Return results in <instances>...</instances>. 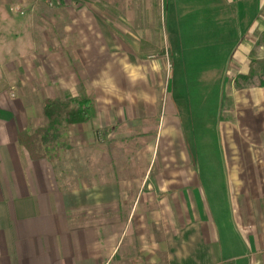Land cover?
<instances>
[{"label":"crops","instance_id":"0c3cea01","mask_svg":"<svg viewBox=\"0 0 264 264\" xmlns=\"http://www.w3.org/2000/svg\"><path fill=\"white\" fill-rule=\"evenodd\" d=\"M207 3L215 41L234 42L229 53L219 52L227 73L246 74L251 55L264 58V45H257L264 0ZM61 7L70 23L58 19L59 36H43L50 47L32 52L37 78L16 75L13 106L0 97V264H264V87L234 94L240 128H221L218 175L204 164L203 177L175 111L163 119L158 113L138 59L160 41L157 0H63ZM107 57H115L124 83L88 82L85 67L99 75ZM43 83L71 98L79 89L90 101L93 117L70 125L68 134L72 150L99 154L95 174L81 154L79 173L61 177L55 163L34 161L18 145L17 135L36 118L24 89L34 94Z\"/></svg>","mask_w":264,"mask_h":264},{"label":"rangeland","instance_id":"374dc122","mask_svg":"<svg viewBox=\"0 0 264 264\" xmlns=\"http://www.w3.org/2000/svg\"><path fill=\"white\" fill-rule=\"evenodd\" d=\"M62 1L0 0V97H7L11 100V104L16 102V97L20 93L15 83L16 75H24L30 81L39 75V73H34L37 70H34V56L31 54L34 52L39 55L46 46L50 47L52 42L44 40L43 36L50 38L55 35L59 36L58 32H62L60 28L63 26L58 24L59 20L61 23H70L68 20H63L62 16L66 12V7L60 8ZM207 4V0H157L156 10L159 18L156 28L161 42L153 40L150 43L152 48L150 56L138 58L142 60V63L144 62L148 80L153 84L154 95L158 98V113H162L161 118L163 119L170 114V111H175L179 119V132L183 137L185 149L188 155L202 166L200 170L203 177H207V172L203 168L204 164L213 167L214 169L210 170L211 173L215 171L218 175L220 163H222L221 128H240L239 116H236L234 111V94L242 89L258 87L256 85L237 88L235 85L237 75L227 73L229 68L223 64L226 57L221 54L229 53L230 45L234 42L215 41L219 36H214L210 32L214 27L211 24L214 19H211L208 10H205ZM73 5L69 4V6ZM50 21L57 24L52 25ZM71 25L73 24H70L72 28ZM261 40L259 39L257 45ZM85 43L90 44V42ZM138 43L144 44L142 41ZM72 44H76V41L73 40ZM215 46H219L220 51L215 50ZM21 52H25V56H22ZM73 53V58L76 59L77 53ZM9 54H11V59H5ZM68 54V59L72 60L70 52ZM39 58L35 56V61ZM83 59L92 60L94 58L84 57ZM114 59L115 57L104 58L105 61H109V64L101 68L102 72H99V75L91 72V68L85 67L84 75L87 81L102 83L110 88L114 82L124 83L125 73L112 64ZM8 60L11 62L7 64ZM153 66L156 68L149 71V67ZM17 70H19L18 73H16ZM40 72L45 74L43 70ZM74 74L79 76L77 72ZM232 78L234 79L230 89ZM225 80L228 83L223 93ZM140 83L142 82H137V84ZM41 88L36 89L34 94L29 93L31 88H26L29 92L25 89L23 92L32 102L31 107L36 113V118L33 124L31 123V131L45 124L42 115L43 101L41 102L44 96L55 95L63 100L69 97L52 86L48 88L44 83ZM80 91L78 89V95L74 98L84 97ZM151 120L152 123L157 121L153 117ZM96 137L101 138L99 132H96ZM69 141L67 130L68 144H70ZM81 154H83L82 159L93 162L92 166H86L92 175L95 174V168H100L94 163L99 154L95 152ZM81 154L77 148L60 153V159L54 163L61 177L75 176L79 173L77 165L82 160ZM91 219L94 220V218ZM100 219L106 221L110 218L104 216Z\"/></svg>","mask_w":264,"mask_h":264},{"label":"trees","instance_id":"16d2710c","mask_svg":"<svg viewBox=\"0 0 264 264\" xmlns=\"http://www.w3.org/2000/svg\"><path fill=\"white\" fill-rule=\"evenodd\" d=\"M258 45H264V35ZM249 60L247 73L235 79L236 87H264V59H257L253 54ZM93 113L90 101L84 97L45 98L42 103L45 124L33 131L20 132L17 143L32 160L54 163L60 159L61 152L71 149L67 142L68 127L89 121Z\"/></svg>","mask_w":264,"mask_h":264}]
</instances>
